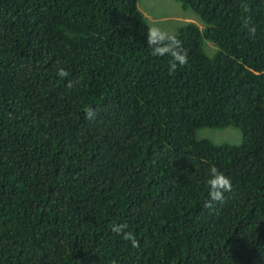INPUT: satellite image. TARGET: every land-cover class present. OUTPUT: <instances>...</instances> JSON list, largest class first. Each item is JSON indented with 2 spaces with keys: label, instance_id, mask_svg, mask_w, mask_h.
Here are the masks:
<instances>
[{
  "label": "trees",
  "instance_id": "1",
  "mask_svg": "<svg viewBox=\"0 0 264 264\" xmlns=\"http://www.w3.org/2000/svg\"><path fill=\"white\" fill-rule=\"evenodd\" d=\"M177 1L170 74L138 0H0V264H264V0Z\"/></svg>",
  "mask_w": 264,
  "mask_h": 264
},
{
  "label": "clouds",
  "instance_id": "2",
  "mask_svg": "<svg viewBox=\"0 0 264 264\" xmlns=\"http://www.w3.org/2000/svg\"><path fill=\"white\" fill-rule=\"evenodd\" d=\"M146 43L151 48V55L154 57H170L169 73L175 72L178 67L185 66L188 63V52L183 43L175 35H170L161 27L153 25L149 27L146 37ZM57 74L61 78L68 76V72L60 67ZM71 83V82H70ZM94 112L91 108L86 109V116L92 119ZM213 130V129H212ZM232 180L229 176L221 172L217 167L212 166L209 169V178L207 180L208 197L210 201H222L224 193L232 191ZM208 206H211L210 204ZM127 224L114 225L112 231L125 241L131 243L132 247H138L139 242L131 231H128Z\"/></svg>",
  "mask_w": 264,
  "mask_h": 264
},
{
  "label": "rangeland",
  "instance_id": "3",
  "mask_svg": "<svg viewBox=\"0 0 264 264\" xmlns=\"http://www.w3.org/2000/svg\"><path fill=\"white\" fill-rule=\"evenodd\" d=\"M137 7L147 19L150 26L156 25L168 33H175L178 27L187 22H194L203 27L199 17L190 8L184 9L177 0H138ZM215 46L205 43L209 56L215 53ZM197 138H207L215 144H239L242 141L241 131L236 127L212 130L207 127L196 131Z\"/></svg>",
  "mask_w": 264,
  "mask_h": 264
}]
</instances>
